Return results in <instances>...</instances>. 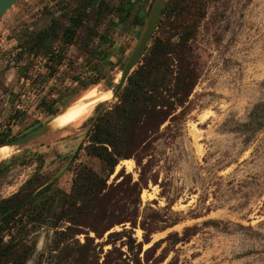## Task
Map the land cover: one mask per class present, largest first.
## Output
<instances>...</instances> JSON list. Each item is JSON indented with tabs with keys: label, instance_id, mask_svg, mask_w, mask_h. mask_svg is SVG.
Masks as SVG:
<instances>
[{
	"label": "rangeland",
	"instance_id": "obj_1",
	"mask_svg": "<svg viewBox=\"0 0 264 264\" xmlns=\"http://www.w3.org/2000/svg\"><path fill=\"white\" fill-rule=\"evenodd\" d=\"M192 1L198 77L184 114L161 125L150 155L120 160L108 176L101 160L74 154L116 96L1 159L0 201L28 181L34 205L53 198L25 238L35 241L25 264H47L51 216L84 167L105 179L85 218L100 234L78 226L74 237L99 243L94 264H264V0ZM150 2L17 0L0 17V135H23L84 91L116 83ZM78 13L82 25L65 44L61 34ZM53 20L55 35L25 50ZM157 25L147 48L163 33Z\"/></svg>",
	"mask_w": 264,
	"mask_h": 264
},
{
	"label": "trees",
	"instance_id": "obj_2",
	"mask_svg": "<svg viewBox=\"0 0 264 264\" xmlns=\"http://www.w3.org/2000/svg\"><path fill=\"white\" fill-rule=\"evenodd\" d=\"M192 4V0L167 1L157 25L162 27L163 33L145 50L118 93L117 101L97 113L86 143L78 145L74 152L82 149L86 156L101 160L108 176L120 160L134 157L140 162L150 155L162 135L161 125L184 114L185 102L198 77L188 44L195 33ZM82 22L81 13L69 18L61 34L65 44L74 40ZM55 33L56 21L53 20L46 29L35 34L25 50H38L47 37ZM178 108L181 109L177 111ZM56 113L50 111L49 114L53 117ZM8 139L12 137L0 135V143ZM36 188L28 181L18 192L0 201V264H25L34 250L35 241L27 243L25 238L44 223L45 204L53 200L46 198L39 206L34 205ZM104 188L105 179L86 167L75 172L70 192L61 193L59 209L51 216L53 223L49 227L53 229V236L47 264H94L89 258L94 257L99 243L94 244L88 235L82 243L74 237L80 232L78 226H87L97 236L100 234L85 218H89L99 204ZM60 223L64 226H59ZM4 232L9 236L6 241Z\"/></svg>",
	"mask_w": 264,
	"mask_h": 264
},
{
	"label": "water",
	"instance_id": "obj_3",
	"mask_svg": "<svg viewBox=\"0 0 264 264\" xmlns=\"http://www.w3.org/2000/svg\"><path fill=\"white\" fill-rule=\"evenodd\" d=\"M17 0H0V17L16 2ZM167 0H151L149 8L145 13L141 28L138 32L137 38L135 39L132 47L128 51L124 62L121 67V73L111 87L107 88L111 91V98L116 97L121 89L126 84L128 76L137 67L143 56L151 38V35L159 21L162 11L166 5ZM110 98V99H111ZM100 104V103H99ZM98 106V105H97ZM51 119V118H50ZM50 120L43 123L41 126L34 128L23 135L9 139L0 144L1 146H10L12 148L18 147L22 144L45 136L56 129H51L49 126ZM77 149V148H76ZM75 149V150H76ZM74 150V152H75ZM1 161V160H0Z\"/></svg>",
	"mask_w": 264,
	"mask_h": 264
},
{
	"label": "bare ground",
	"instance_id": "obj_4",
	"mask_svg": "<svg viewBox=\"0 0 264 264\" xmlns=\"http://www.w3.org/2000/svg\"><path fill=\"white\" fill-rule=\"evenodd\" d=\"M111 98V91L109 89H103L98 91L95 88L84 91L80 96H78L74 101L68 104L61 111L57 112L49 122L51 129L65 128L74 124L84 113L87 107L90 105H98L99 103H104L109 101ZM93 108V107H92ZM95 108V107H94ZM90 111V110H89ZM70 121L67 125L66 122ZM12 147L10 146H1L0 147V160L5 158L8 153H10ZM127 165L130 164L129 160H122Z\"/></svg>",
	"mask_w": 264,
	"mask_h": 264
}]
</instances>
